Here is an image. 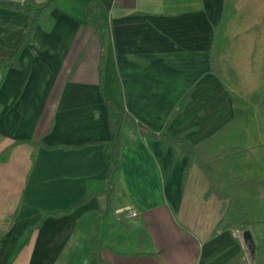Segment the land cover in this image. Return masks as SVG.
I'll return each instance as SVG.
<instances>
[{
    "label": "crops",
    "instance_id": "obj_1",
    "mask_svg": "<svg viewBox=\"0 0 264 264\" xmlns=\"http://www.w3.org/2000/svg\"><path fill=\"white\" fill-rule=\"evenodd\" d=\"M100 1L111 33L108 100L154 132L185 133L193 144L234 118L231 95L211 67L225 0ZM90 2L54 5L0 86V154L14 146L0 164V264L93 262L87 242L108 206L110 131L100 91L101 44L82 10ZM29 21L27 13L0 8V60L14 57ZM187 95L184 110L168 125ZM209 191L189 157L125 128L113 213L100 228L101 259L226 264L245 252L246 264L241 236L217 233L228 204ZM128 208L139 217L125 219L121 212Z\"/></svg>",
    "mask_w": 264,
    "mask_h": 264
},
{
    "label": "trees",
    "instance_id": "obj_2",
    "mask_svg": "<svg viewBox=\"0 0 264 264\" xmlns=\"http://www.w3.org/2000/svg\"><path fill=\"white\" fill-rule=\"evenodd\" d=\"M60 1L17 3L0 0V8L30 15L29 25L16 54L11 59L0 60V86L4 83L6 70L19 67L17 58L31 44L41 18ZM225 1L223 16L213 39L211 67L227 87L236 112L231 121L198 144L191 143L185 133L174 137L166 133L158 134L106 98L105 56L111 43L109 16L100 0H91L88 6L82 7L85 20L95 27L101 44L100 91L106 101L110 131V139L105 143V195L108 206L99 216L87 242L92 264H105L100 256L104 247L100 228L102 222L113 213L115 181L121 166L123 130L127 127L145 138L162 141L166 147L174 150L176 157H189L207 178L210 185L208 195H215L228 204L217 233L251 232L256 245L253 264H264V0ZM188 100L189 95L181 101L168 125L184 110ZM27 143L44 146L36 142ZM13 147L0 154V164L8 159ZM76 207L46 216L65 215ZM244 257L245 252H242L226 264H241Z\"/></svg>",
    "mask_w": 264,
    "mask_h": 264
},
{
    "label": "water",
    "instance_id": "obj_3",
    "mask_svg": "<svg viewBox=\"0 0 264 264\" xmlns=\"http://www.w3.org/2000/svg\"><path fill=\"white\" fill-rule=\"evenodd\" d=\"M243 235H244V241L247 247L250 249L252 256L254 257L256 251V245L253 235L251 234V232H245Z\"/></svg>",
    "mask_w": 264,
    "mask_h": 264
},
{
    "label": "built area",
    "instance_id": "obj_4",
    "mask_svg": "<svg viewBox=\"0 0 264 264\" xmlns=\"http://www.w3.org/2000/svg\"><path fill=\"white\" fill-rule=\"evenodd\" d=\"M125 219L133 220L139 217V212L136 209L128 208L121 212Z\"/></svg>",
    "mask_w": 264,
    "mask_h": 264
},
{
    "label": "rangeland",
    "instance_id": "obj_5",
    "mask_svg": "<svg viewBox=\"0 0 264 264\" xmlns=\"http://www.w3.org/2000/svg\"><path fill=\"white\" fill-rule=\"evenodd\" d=\"M219 107H220V105H219ZM215 109H216V107H215ZM235 233H237V235H239V236H241V238H242V240H241V242H242V244H243V246L246 248V251L248 252V260H246V264H253V256H252V254H251V252H250V249L247 247V245H246V243H245V241H244V235H243V233L242 232H239V231H234Z\"/></svg>",
    "mask_w": 264,
    "mask_h": 264
}]
</instances>
